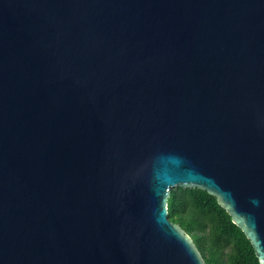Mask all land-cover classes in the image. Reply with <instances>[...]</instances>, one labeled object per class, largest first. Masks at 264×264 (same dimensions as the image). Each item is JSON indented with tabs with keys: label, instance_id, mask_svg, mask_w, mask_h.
<instances>
[{
	"label": "water",
	"instance_id": "95a60500",
	"mask_svg": "<svg viewBox=\"0 0 264 264\" xmlns=\"http://www.w3.org/2000/svg\"><path fill=\"white\" fill-rule=\"evenodd\" d=\"M176 187L264 264V0H0V264H206Z\"/></svg>",
	"mask_w": 264,
	"mask_h": 264
},
{
	"label": "trees",
	"instance_id": "16d2710c",
	"mask_svg": "<svg viewBox=\"0 0 264 264\" xmlns=\"http://www.w3.org/2000/svg\"><path fill=\"white\" fill-rule=\"evenodd\" d=\"M168 217L191 237L206 264H260L244 232L208 192L172 189Z\"/></svg>",
	"mask_w": 264,
	"mask_h": 264
}]
</instances>
